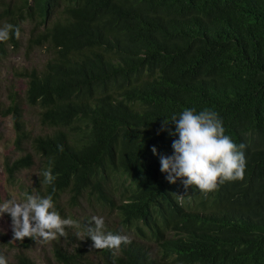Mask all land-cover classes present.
Returning <instances> with one entry per match:
<instances>
[{
    "label": "trees",
    "instance_id": "trees-1",
    "mask_svg": "<svg viewBox=\"0 0 264 264\" xmlns=\"http://www.w3.org/2000/svg\"><path fill=\"white\" fill-rule=\"evenodd\" d=\"M8 24L21 36L0 42V67L23 39L26 55L48 58L16 72L45 132L30 129L14 88L8 104L0 97L15 133L7 183L23 200L51 195L79 225L49 241L47 264H264V0H0V28ZM186 108L217 112L225 134L246 145L243 180L207 193L166 180L152 148L174 154L178 136L160 130ZM119 179L130 182L129 203H115ZM93 216L106 234L136 224L142 241L95 249ZM2 242L17 250L15 264H36L35 240Z\"/></svg>",
    "mask_w": 264,
    "mask_h": 264
},
{
    "label": "clouds",
    "instance_id": "clouds-1",
    "mask_svg": "<svg viewBox=\"0 0 264 264\" xmlns=\"http://www.w3.org/2000/svg\"><path fill=\"white\" fill-rule=\"evenodd\" d=\"M52 23L53 21L46 22L43 25L44 29L51 26ZM12 32L16 39L20 38L21 32L18 26L8 24L0 28V42L8 41ZM21 79H24L27 84V79ZM25 98L26 92L24 98L21 99L23 107H29ZM32 109H36L39 115V108ZM170 124L175 125V131L169 128ZM160 131H167L171 136H178V139L173 140L174 154L171 156H161L156 147L152 148L153 153L160 158V170L162 173H166V180L169 183L178 182L185 189L194 186L201 192L207 193L217 190L224 182L244 179L246 157L243 150L246 145L243 143L237 145L225 134L223 122L217 112L205 109L197 113L195 109L186 108L179 114V117L173 115L170 120H164ZM59 147L62 151V146ZM42 175L43 182L49 185H52L56 179L51 168L44 170ZM119 181L120 179L114 186L115 203H129L127 198L130 196V182L122 187ZM5 213L12 218L14 240L19 241L28 237L37 243L48 242L57 239L58 236L66 237L67 228L79 227L78 223L71 218L61 217L55 209L51 195L47 197L26 195L22 201L6 200L0 203V218ZM110 215L116 217V212H110ZM90 221L95 222V227H87L86 238H91L95 249H119L122 244L131 243L130 240L142 241L136 224L129 227L125 224L122 225L121 230L125 235H118L110 232L106 234L103 231L105 221L102 217L93 216ZM76 235L79 237L80 233L77 232ZM149 240L154 242L150 238ZM0 264H8L3 255H0Z\"/></svg>",
    "mask_w": 264,
    "mask_h": 264
},
{
    "label": "rangeland",
    "instance_id": "rangeland-1",
    "mask_svg": "<svg viewBox=\"0 0 264 264\" xmlns=\"http://www.w3.org/2000/svg\"><path fill=\"white\" fill-rule=\"evenodd\" d=\"M25 29L29 32L30 27L26 25ZM25 44L26 42L23 39V47L20 52L11 54L3 61L0 67V97L4 104L9 103L8 96L11 94L12 91H10V89L12 88H14L13 92L17 93L22 99L25 96L27 88L26 81L16 77V72L24 68H32L36 66L41 68L47 61L48 56L44 49L36 50L29 55H26ZM24 109L25 118L30 129H32L35 134L45 132L46 130H44L39 124L37 110L27 106H25ZM0 133L2 134V139H0V197L2 202L9 199L22 201L23 198L21 196V192L7 183L3 168L6 158L16 157L13 145L15 133L11 118H0ZM37 174L38 170L33 168L32 170L25 172L22 179L26 182V184L31 185ZM4 238H7L15 245L17 244V240H14L12 218L7 213L0 218V250L8 256L10 264H15L14 255L17 250H9L8 246H4L2 242V239ZM30 256L34 259L36 264H47V259L51 258L49 241L37 243L34 250L30 252Z\"/></svg>",
    "mask_w": 264,
    "mask_h": 264
}]
</instances>
